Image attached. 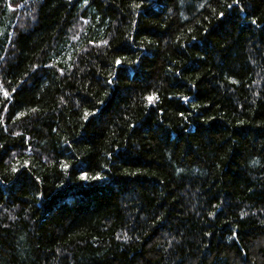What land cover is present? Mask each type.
<instances>
[{
  "label": "trees",
  "instance_id": "16d2710c",
  "mask_svg": "<svg viewBox=\"0 0 264 264\" xmlns=\"http://www.w3.org/2000/svg\"><path fill=\"white\" fill-rule=\"evenodd\" d=\"M0 264H264V0H0Z\"/></svg>",
  "mask_w": 264,
  "mask_h": 264
},
{
  "label": "snow or ice",
  "instance_id": "6c2138e0",
  "mask_svg": "<svg viewBox=\"0 0 264 264\" xmlns=\"http://www.w3.org/2000/svg\"><path fill=\"white\" fill-rule=\"evenodd\" d=\"M233 2L235 3V2H237V0H233ZM253 23H255V21H253ZM116 63L120 64L121 62L119 60H117ZM4 95L7 97L8 94L5 92ZM154 99H155L154 97H148V100L150 103L153 102ZM86 115H88V114L86 113ZM13 171H16V169L14 168Z\"/></svg>",
  "mask_w": 264,
  "mask_h": 264
}]
</instances>
